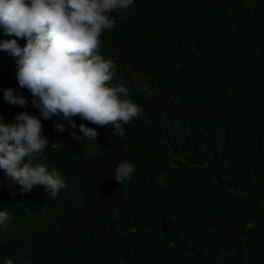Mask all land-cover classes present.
Listing matches in <instances>:
<instances>
[{"label": "trees", "instance_id": "1", "mask_svg": "<svg viewBox=\"0 0 264 264\" xmlns=\"http://www.w3.org/2000/svg\"><path fill=\"white\" fill-rule=\"evenodd\" d=\"M0 264H264V0H0Z\"/></svg>", "mask_w": 264, "mask_h": 264}]
</instances>
